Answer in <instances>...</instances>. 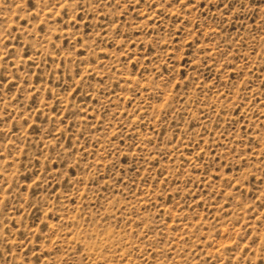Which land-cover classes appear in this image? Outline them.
I'll return each mask as SVG.
<instances>
[{
	"label": "rangeland",
	"instance_id": "374dc122",
	"mask_svg": "<svg viewBox=\"0 0 264 264\" xmlns=\"http://www.w3.org/2000/svg\"><path fill=\"white\" fill-rule=\"evenodd\" d=\"M0 264H264V0H0Z\"/></svg>",
	"mask_w": 264,
	"mask_h": 264
}]
</instances>
